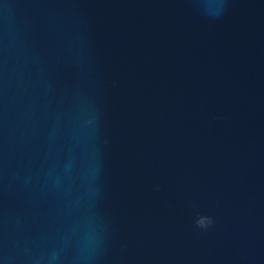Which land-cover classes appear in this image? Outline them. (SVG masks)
Instances as JSON below:
<instances>
[{
    "label": "water",
    "instance_id": "obj_1",
    "mask_svg": "<svg viewBox=\"0 0 264 264\" xmlns=\"http://www.w3.org/2000/svg\"><path fill=\"white\" fill-rule=\"evenodd\" d=\"M0 264H264V0H0Z\"/></svg>",
    "mask_w": 264,
    "mask_h": 264
},
{
    "label": "clouds",
    "instance_id": "obj_2",
    "mask_svg": "<svg viewBox=\"0 0 264 264\" xmlns=\"http://www.w3.org/2000/svg\"><path fill=\"white\" fill-rule=\"evenodd\" d=\"M212 223L211 218L206 217V216H200L197 221L196 224L198 227L200 228H206L207 226H209Z\"/></svg>",
    "mask_w": 264,
    "mask_h": 264
}]
</instances>
